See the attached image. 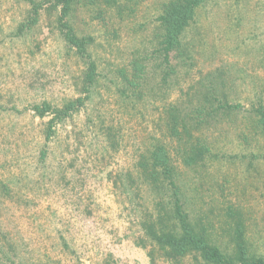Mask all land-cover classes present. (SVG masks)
Returning a JSON list of instances; mask_svg holds the SVG:
<instances>
[{
    "label": "rangeland",
    "instance_id": "1",
    "mask_svg": "<svg viewBox=\"0 0 264 264\" xmlns=\"http://www.w3.org/2000/svg\"><path fill=\"white\" fill-rule=\"evenodd\" d=\"M35 1L42 7L29 26L27 0H0V264H197L193 254L168 258L142 227L169 194L146 185L138 167L155 143L210 242L231 252L240 220L264 256V139L244 129L246 111L264 106V0H206L184 33L187 52L170 67L150 56L166 0H124L122 10L79 0L71 24L91 37L97 67L88 93L86 60L63 39L59 9ZM134 59L145 66L138 80ZM217 90L245 113L190 131L212 156L185 165L191 140L170 135L168 111L191 113ZM85 94L46 140L52 114L39 118L32 107L60 108Z\"/></svg>",
    "mask_w": 264,
    "mask_h": 264
},
{
    "label": "trees",
    "instance_id": "2",
    "mask_svg": "<svg viewBox=\"0 0 264 264\" xmlns=\"http://www.w3.org/2000/svg\"><path fill=\"white\" fill-rule=\"evenodd\" d=\"M30 5V20L26 23L30 26L37 22V15L42 3L35 0H27ZM79 0H52V6L59 9L57 17V25L60 33L69 47L75 50L77 55L86 60V72L83 78V91L88 93L90 88L96 84L97 67L88 54V47L92 40L90 36H80L77 34L71 24L76 4ZM110 7L123 9L124 0H105ZM206 0H166L161 4V12L156 18V38L155 46L150 56L152 58H160L162 65L170 67V60L183 57L185 55L183 36L187 28L195 21L196 10ZM25 26V22L20 25L21 31ZM149 59V58H148ZM145 66L137 59L131 62V78L133 80L141 79ZM124 72H122L123 74ZM125 74V73H124ZM123 79L129 85H133L132 80H127L123 75ZM222 87L225 83L222 78H217ZM220 90L215 93H210L211 101L208 95L204 101H199L190 112H183L181 108L173 106L168 111L167 127L170 135L176 139L183 138L187 135L191 140L189 145V155L186 151L182 152L181 161L185 165H191L196 158L204 156H212L209 147L197 141L193 136H190V131L198 130L202 127L201 124L208 126L213 120L227 116L242 115L245 112L240 104L228 103ZM85 97H78L74 100L66 102L60 108H53L48 103H42L32 107L33 112L39 118L45 117L47 114H52V119L49 121L48 132L45 139L51 136V126L55 122H61L73 112L84 106ZM204 98V95H203ZM247 124L245 128L249 132L256 134L264 139V106L259 104L251 106L246 111ZM186 142H188L186 140ZM44 153H42V156ZM138 167L143 179V182L150 186H164L169 192L163 193L166 195V202L161 204L158 209L156 218L143 222L142 227L146 234L162 248L167 257L176 259L185 255L193 254L197 264H264V256L256 255L248 241L246 240L245 229L243 223L238 220L234 223L232 251L224 252L221 248L210 242L208 233L204 225H199L193 220L187 211L186 202L176 184L177 171L172 165L171 159L166 148L155 143L149 156L142 158L138 162ZM163 213L164 215H161Z\"/></svg>",
    "mask_w": 264,
    "mask_h": 264
}]
</instances>
